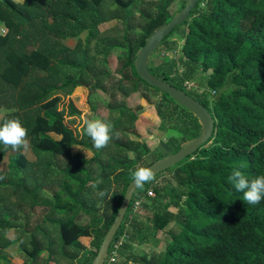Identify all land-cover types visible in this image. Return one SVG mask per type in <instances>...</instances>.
<instances>
[{"label": "trees", "instance_id": "16d2710c", "mask_svg": "<svg viewBox=\"0 0 264 264\" xmlns=\"http://www.w3.org/2000/svg\"><path fill=\"white\" fill-rule=\"evenodd\" d=\"M165 1L154 15L141 10L135 16L131 9L138 7L139 0H115L125 14L122 44L127 51L117 57L115 68L105 71L87 49H72L61 40L80 39L87 30L88 47L101 34L102 26L120 18L106 19L107 0H23L22 4L0 0V20L6 26V32L0 34V123L18 118L27 128L37 156L67 161L60 171L64 180L50 216L35 227L28 240L25 232L19 237L23 254L31 258L29 264H37L44 252L39 232L56 234L55 239H48V264L83 251L87 259L90 255L95 258L132 181V171L166 156L159 149L151 152L147 145L132 149L137 143L131 137L136 134L132 127L146 116L148 108L159 129L169 133L167 146L172 153L201 134L198 117L140 78L135 68L134 61L147 39L187 3L184 0L174 12L176 0ZM179 27L185 28L179 54L170 52L165 60L151 56L149 70L202 102L214 115L215 131L195 153L137 188L109 255L119 244L116 255L121 257L120 264H264V199L247 204L243 192L228 179L236 168L249 180L264 175V0H201L156 52L161 47L169 49V39ZM70 70L79 77L75 79ZM200 74L205 76V86L187 88L185 82L199 81ZM84 87H89L90 95L99 89L108 93L106 107L121 113L111 128L108 145L96 149L89 159L77 147H94L91 138L78 141L68 123L70 116L56 108L60 93L72 95ZM134 95L146 103L129 105ZM94 115L103 119L97 111ZM113 146L118 152L134 154L125 158L113 154V163L100 164L102 153ZM9 151L8 174L0 169V250L16 243L7 233L21 226L10 221L4 203L9 197L23 200L28 193L36 197L41 189L37 183L31 188L27 183L24 174L29 161L22 149L14 151L0 144V160ZM95 162L102 168L98 176L92 167ZM14 180L16 187L10 185ZM113 182L123 185L121 194L114 197V211L105 208L97 215L92 210L91 223L80 224L78 214L88 211L86 197L95 189H109ZM148 242L150 248L145 249ZM3 260L13 264L7 257Z\"/></svg>", "mask_w": 264, "mask_h": 264}, {"label": "rangeland", "instance_id": "374dc122", "mask_svg": "<svg viewBox=\"0 0 264 264\" xmlns=\"http://www.w3.org/2000/svg\"><path fill=\"white\" fill-rule=\"evenodd\" d=\"M184 0H176L173 6V11L176 12L179 10ZM115 0H107L106 4V19H110L116 16H119V19H110L109 24L102 26V32L100 35L93 39L90 45L87 47L86 40L88 36V31H83L80 39L74 37H68L66 39H62L61 41L64 45L72 48V49H87L89 51L90 58L95 57L97 59V66L105 71L112 70L117 65V57L123 54H126L127 46L123 45L122 37L126 28L125 23V14L122 8H119L118 5H115ZM166 1L165 0H139L138 7H134L131 9L132 13L135 16H138L142 11L145 13H149L150 15L156 14L159 6H162ZM90 19V18H89ZM92 21V19L90 20ZM90 23V22H89ZM5 24L0 20V34H4L6 32ZM5 30V32H4ZM141 29L138 28L137 31ZM185 28L179 27L174 34L169 39V49L165 47H161L157 52L155 51V58L158 60L167 59L170 52L178 55L180 50L179 46L182 43V37L184 35ZM100 69V70H101ZM71 74H74V78L77 79L79 77L78 73L74 71H69ZM44 73V72H43ZM205 76L200 74L199 81L198 79L192 80L191 88H198L199 86H205ZM190 88V89H191ZM200 88V87H199ZM155 98V97H153ZM120 100L122 98H119ZM110 95L103 90L99 89L95 94L90 95L89 87H84L81 90H78L76 93L72 95L68 93H60L59 100L56 105V108L61 112L69 115L68 123L71 127L74 128L77 134V140L81 142H86L88 136L84 130L85 119H94L98 117H94L95 112L99 113L104 120L108 121L111 128L117 124L120 120L121 113L119 110H111L107 108V104L109 103ZM119 101L118 103L121 104ZM139 103L145 104V100H139L138 95H134L129 102V105L136 106ZM97 108V110H93V108ZM150 108L146 110V116L139 118L132 127V131L136 134H132L131 137L137 143L132 145L133 148H139L144 145H147L149 150L152 152L154 150L159 149L165 155L171 154V150L167 146V140L169 138V133L166 131H161L156 122V118H152L148 112ZM28 138V137H27ZM30 139L28 138V141ZM78 151H81L84 155L87 153V157L92 158L95 154V147L90 146H79L77 147ZM117 147L113 146L112 148L106 150L102 153V158L100 159V164H106L108 161L113 163L111 156L115 154L117 157H129L134 154L133 151H122L118 152ZM26 157L28 158V169L26 176L27 183L29 187H34L37 183L40 186V192L36 197L32 193H28L29 197L25 199H13L9 197V200L4 203L9 208L10 211V221L15 222L16 224H20L19 230L17 227L11 228L7 236L12 240H16L12 246L8 248H4L0 250V264H5L3 260L4 257H7L11 260L13 264H29L31 262V258L28 255L23 254L21 249V245L18 242L20 235L22 232H25L26 239H29V234L35 229L37 225L44 221V219L49 215L50 210L55 204V194L60 190L63 184V174H60L62 167L67 165V161L63 157H52L49 156H37L30 144L28 149H22ZM144 152V151H142ZM9 153H7L0 160V169L4 174H8L9 169ZM92 167L94 168L95 175L98 176L102 172V168L98 165L97 162L92 163ZM118 169H114V172H117ZM22 173H20V176ZM113 178V177H112ZM10 185L16 187L17 180L11 181ZM106 189L98 192L96 189L92 192V195L86 197V201L84 207L91 211L89 213L86 210H81L78 214L77 221L80 224L88 225L93 220L92 210L96 211L97 215H101L105 208H108L109 213L114 211V208L117 205V200L114 198L115 196L121 194L123 191V185H117L115 182L112 183L109 189ZM104 192L105 195L101 196L99 193ZM9 194L11 192L9 191ZM22 194H25L24 192ZM149 194H151L149 192ZM22 197V196H21ZM39 202V205H35V201ZM110 205V206H109ZM108 206V207H107ZM56 217H63L64 215L56 214ZM38 240L41 242V247L44 249V252L41 255L40 261L37 264H48L49 254L46 251L48 247V239L52 236L55 239V232H52V235L47 236L46 234L39 232ZM58 239V238H57ZM90 242L89 239L85 240V243L88 245ZM91 246L88 247V249ZM59 248V247H58ZM145 249L150 248V242H148ZM81 252L80 255L74 256V258H57L53 259L50 264H88L89 260H94L93 255L89 256L87 259V254ZM3 256V258H2ZM108 259V258H107ZM116 261L110 260L105 264H120L121 257L119 253L115 256ZM9 264V263H7Z\"/></svg>", "mask_w": 264, "mask_h": 264}, {"label": "water", "instance_id": "95a60500", "mask_svg": "<svg viewBox=\"0 0 264 264\" xmlns=\"http://www.w3.org/2000/svg\"><path fill=\"white\" fill-rule=\"evenodd\" d=\"M201 0H187L185 7L176 13L173 18L157 28L154 33L147 39L145 45L138 53L134 64L140 78L152 86L160 88L162 91L170 94L175 100L188 107L199 119L202 125V132L190 140L185 141L181 148L174 153L164 156L151 164L150 168L154 171V176L182 162L186 157L195 153L201 146L209 142L212 138L216 121L213 113L198 99L187 93L185 90L175 87L166 80L155 76L149 70V61L152 54L177 26L183 24L190 17L192 11L198 6ZM135 182L132 180L126 189L124 199L118 209L117 215L107 231L100 247L91 264H105L110 246L119 230L126 212L130 206L134 194L137 190Z\"/></svg>", "mask_w": 264, "mask_h": 264}, {"label": "clouds", "instance_id": "9594fccd", "mask_svg": "<svg viewBox=\"0 0 264 264\" xmlns=\"http://www.w3.org/2000/svg\"><path fill=\"white\" fill-rule=\"evenodd\" d=\"M22 4L23 0H16ZM84 130L91 138L93 146L97 149L106 147L111 139V126L108 121L101 118L85 119ZM28 130L18 118H10L0 123V144L14 151L28 149ZM87 155V153H86ZM132 180L138 188H143L146 183L155 179L154 171L150 167L137 165L131 173ZM2 178V177H0ZM237 191L243 192V201L247 204L256 205L264 199V175L256 176L249 180L239 168L232 171L228 177ZM101 196L104 192L99 193Z\"/></svg>", "mask_w": 264, "mask_h": 264}, {"label": "built area", "instance_id": "2783aa9c", "mask_svg": "<svg viewBox=\"0 0 264 264\" xmlns=\"http://www.w3.org/2000/svg\"><path fill=\"white\" fill-rule=\"evenodd\" d=\"M5 32V30H4ZM185 85L187 86V88H191L192 87V83L191 81H186L185 82ZM151 194H152V191H149ZM139 202H137L138 204ZM119 244H116L115 245V249H113L111 252H110V255L108 256V258L110 257V260H113L115 261V256H116V248L118 247Z\"/></svg>", "mask_w": 264, "mask_h": 264}]
</instances>
